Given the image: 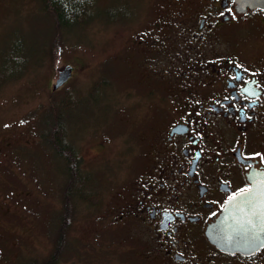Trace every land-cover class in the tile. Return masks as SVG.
<instances>
[{
  "label": "flooded vegetation",
  "instance_id": "obj_1",
  "mask_svg": "<svg viewBox=\"0 0 264 264\" xmlns=\"http://www.w3.org/2000/svg\"><path fill=\"white\" fill-rule=\"evenodd\" d=\"M142 15L131 21L120 57L134 96L154 97L145 110L155 119L148 116L149 133L137 140L103 221L138 228L152 264H264L263 240L228 251L208 235L228 198L264 171V9L164 0ZM11 143L0 137V264L9 238L30 231L23 224L13 231L16 187L4 177L9 156L3 160ZM31 193L27 184L16 193L25 209L34 206Z\"/></svg>",
  "mask_w": 264,
  "mask_h": 264
},
{
  "label": "rangeland",
  "instance_id": "obj_2",
  "mask_svg": "<svg viewBox=\"0 0 264 264\" xmlns=\"http://www.w3.org/2000/svg\"><path fill=\"white\" fill-rule=\"evenodd\" d=\"M163 1L95 0L93 18L63 34L53 63L54 24L39 0H0V137L12 141L3 156L4 161L9 156L12 168L4 177L16 187L9 197L16 210L13 231L22 224L30 228L9 238L4 264H42L60 242L66 174L48 140L56 123L50 104L57 112L67 107L62 120L68 140L92 179L87 200L73 199L56 264H152L138 228L106 226L102 215L117 181L124 180L130 154L149 133L148 116L155 119L145 110L154 97L134 96L136 82L121 50L132 33L131 21ZM19 41L18 57L26 61L6 63L9 49ZM64 65L74 71L54 93L52 85ZM23 184L30 186L33 208H23L16 194Z\"/></svg>",
  "mask_w": 264,
  "mask_h": 264
},
{
  "label": "trees",
  "instance_id": "obj_3",
  "mask_svg": "<svg viewBox=\"0 0 264 264\" xmlns=\"http://www.w3.org/2000/svg\"><path fill=\"white\" fill-rule=\"evenodd\" d=\"M42 9L50 15L54 24V35L51 41L50 57L53 63L59 58L60 43L63 34L72 30L73 27L83 24H88L91 19V12L95 0H39ZM20 41L9 49V55L6 63L12 64L18 59L25 62L27 58L18 57L20 52ZM17 55V56H16ZM18 57V58H17ZM52 97V96H51ZM70 105V104H69ZM50 115L54 118L55 125L50 131L48 140L55 155L62 159L63 167L66 174L65 187L63 193V214L59 223L60 242L55 245L46 261L42 264H56L59 259V254L62 246V241L65 240L66 229L70 222V212L73 209V199L87 200L90 194V185L92 179L89 172L82 165L80 155L77 149L68 140V130L62 120V115L67 107L58 108L55 110L53 104L49 105ZM51 118V117H50ZM53 120V119H52ZM89 187V188H88Z\"/></svg>",
  "mask_w": 264,
  "mask_h": 264
},
{
  "label": "water",
  "instance_id": "obj_4",
  "mask_svg": "<svg viewBox=\"0 0 264 264\" xmlns=\"http://www.w3.org/2000/svg\"><path fill=\"white\" fill-rule=\"evenodd\" d=\"M234 1L237 11L247 7L264 9V0ZM71 71L72 68L69 65L58 71L52 85L53 91L59 89L70 78ZM252 176L250 192L229 201L217 223L209 230L208 235L211 241L224 250L243 251L249 246L258 247L262 244L261 240L264 241V210H258L262 204L264 206V171H256ZM245 195L247 199H244ZM246 214L249 216L248 220L244 219ZM246 236L252 237L248 244L243 242Z\"/></svg>",
  "mask_w": 264,
  "mask_h": 264
},
{
  "label": "snow or ice",
  "instance_id": "obj_5",
  "mask_svg": "<svg viewBox=\"0 0 264 264\" xmlns=\"http://www.w3.org/2000/svg\"><path fill=\"white\" fill-rule=\"evenodd\" d=\"M257 86H259V85H257ZM248 192H250V189H249V188H244V189H241L236 195H237V196H240L241 194H247ZM247 198H248V197L245 195V196H244V199H247ZM228 199H229V200H233L234 197L230 196Z\"/></svg>",
  "mask_w": 264,
  "mask_h": 264
},
{
  "label": "bare ground",
  "instance_id": "obj_6",
  "mask_svg": "<svg viewBox=\"0 0 264 264\" xmlns=\"http://www.w3.org/2000/svg\"><path fill=\"white\" fill-rule=\"evenodd\" d=\"M72 127V126H71Z\"/></svg>",
  "mask_w": 264,
  "mask_h": 264
}]
</instances>
